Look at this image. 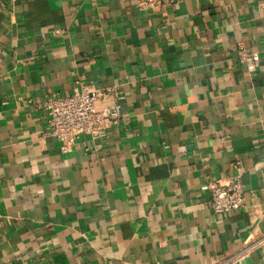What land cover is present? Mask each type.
<instances>
[{
	"label": "crops",
	"instance_id": "crops-1",
	"mask_svg": "<svg viewBox=\"0 0 264 264\" xmlns=\"http://www.w3.org/2000/svg\"><path fill=\"white\" fill-rule=\"evenodd\" d=\"M83 86L122 120L64 151L44 100ZM0 264H264L259 0H0Z\"/></svg>",
	"mask_w": 264,
	"mask_h": 264
},
{
	"label": "built area",
	"instance_id": "built-area-1",
	"mask_svg": "<svg viewBox=\"0 0 264 264\" xmlns=\"http://www.w3.org/2000/svg\"><path fill=\"white\" fill-rule=\"evenodd\" d=\"M161 0H137L139 8L154 7ZM259 8L264 12V0H259ZM236 58L239 63L251 65L258 60L255 52H249L241 41L236 43ZM109 98V104L98 108L100 99ZM49 133L68 150L80 135L102 138L108 130L122 120L120 97L114 93L83 86L72 94L52 96L44 100ZM236 166L238 163L235 164ZM210 192V208L213 213L224 214L240 209L244 195L239 175H231L227 180L207 182Z\"/></svg>",
	"mask_w": 264,
	"mask_h": 264
}]
</instances>
